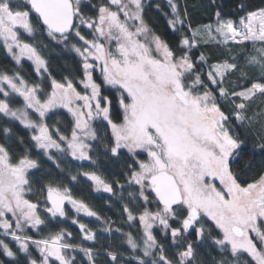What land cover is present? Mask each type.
<instances>
[{
    "label": "snow or ice",
    "instance_id": "6c2138e0",
    "mask_svg": "<svg viewBox=\"0 0 264 264\" xmlns=\"http://www.w3.org/2000/svg\"><path fill=\"white\" fill-rule=\"evenodd\" d=\"M202 7L208 23L180 0H0L17 66L0 71V264H264V0ZM81 177L135 233L74 195ZM68 205L79 243L59 227Z\"/></svg>",
    "mask_w": 264,
    "mask_h": 264
},
{
    "label": "trees",
    "instance_id": "16d2710c",
    "mask_svg": "<svg viewBox=\"0 0 264 264\" xmlns=\"http://www.w3.org/2000/svg\"><path fill=\"white\" fill-rule=\"evenodd\" d=\"M160 2L163 4V0H160ZM182 6L184 4L187 5L190 14L195 17L196 21L202 22V23H208L211 19V17L204 13L202 5L207 3V0H180ZM258 2V0H257ZM148 16L152 18L153 20L157 19L159 17L158 22L154 25L158 30H163L164 25V19L161 14L156 13L154 10H149ZM233 48L234 52L238 50V47L235 45H229ZM259 46V45H257ZM223 48L219 46H213L209 48L201 47L199 51H203L206 54H208L212 60H215L216 58L221 56V53L223 52ZM199 51L193 50L194 55H199ZM251 51V49H250ZM45 55L50 58L51 63V71L53 75H55L58 79L61 75H67L68 71L70 70L69 65L70 61H66L63 54L60 52V50L54 49L53 51L45 52ZM17 66L15 63L9 58L6 57V55L0 51V71L2 70H9L10 72L12 70H15ZM22 74L26 76V78L30 77L32 79H36L35 74L32 71V68L29 63H24L23 68L21 69ZM256 103H259L257 101ZM253 107L255 108L256 105L254 104ZM21 134H24L23 132ZM70 159V158H69ZM99 168L98 171L103 174L104 176L108 177L109 179L113 178V174L116 172H119L120 167L118 165H113L111 161H109L105 157H100L99 161ZM85 169H89L91 166L88 165L87 162L84 163ZM79 165L73 163L71 161V167L73 169V172L76 171L77 167ZM123 179H121V183H123ZM70 187L73 188V193L77 198H84L87 200V202L97 211L100 212L102 217L109 218L111 221H115L113 224V227L120 226L124 229V231H133L135 233L136 228H129L126 223H123L121 216H120V208L121 205L119 201H117L116 197L110 196L108 193L104 192H96L92 187L91 183L83 180L82 177L79 178V181L77 183H70ZM125 189H128V186L125 184ZM119 193V189H117ZM124 195L127 196V191L124 192ZM99 224L98 227H96V230L98 233L104 238L102 240V243L104 244H110L112 237L108 233L100 232V229L102 228V224L97 221ZM79 236L76 237V243L80 242ZM85 246H89L88 244L84 243ZM95 247L99 248L100 245L97 244ZM126 248V246H124ZM123 250V249H122ZM82 254H78V257ZM130 250L125 253V260L127 261L130 259ZM101 259H103V253L101 254ZM134 264V262H132Z\"/></svg>",
    "mask_w": 264,
    "mask_h": 264
},
{
    "label": "flooded vegetation",
    "instance_id": "af4514ba",
    "mask_svg": "<svg viewBox=\"0 0 264 264\" xmlns=\"http://www.w3.org/2000/svg\"><path fill=\"white\" fill-rule=\"evenodd\" d=\"M25 63H27V62H25ZM67 208H68V211H69V219H67L66 221H63L62 223H60L59 227L66 228L68 231L72 232L73 233V242H74V241H76V237L77 236H79V238H80L78 225H73L72 224V218L76 217V213L74 212L73 209H71L70 205H68ZM78 218L80 219L81 223H86V224H88L89 227H91V228H93L95 230H96V227L99 226V224L97 223V221L95 220L94 217H86L83 214H80V216ZM53 230H58V228H55ZM84 243L88 244L89 246H93L92 242L84 241Z\"/></svg>",
    "mask_w": 264,
    "mask_h": 264
},
{
    "label": "rangeland",
    "instance_id": "374dc122",
    "mask_svg": "<svg viewBox=\"0 0 264 264\" xmlns=\"http://www.w3.org/2000/svg\"><path fill=\"white\" fill-rule=\"evenodd\" d=\"M9 58H10V57H9ZM13 62H14V61H13ZM27 63H29V64H30V62H27ZM73 163H75V164H78V165H79L81 162H78V161H73ZM84 163H85V162H84ZM82 179H83V180H86V178H83V177H82ZM86 181H87V180H86ZM88 182H90V183H91V181H88Z\"/></svg>",
    "mask_w": 264,
    "mask_h": 264
}]
</instances>
